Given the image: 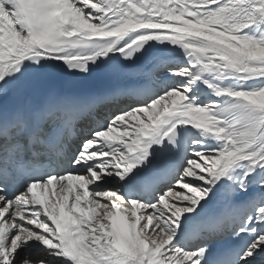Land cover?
Masks as SVG:
<instances>
[{
  "label": "snow or ice",
  "instance_id": "obj_1",
  "mask_svg": "<svg viewBox=\"0 0 264 264\" xmlns=\"http://www.w3.org/2000/svg\"><path fill=\"white\" fill-rule=\"evenodd\" d=\"M64 69L128 83L0 103V264H264V0H0V97Z\"/></svg>",
  "mask_w": 264,
  "mask_h": 264
},
{
  "label": "bare ground",
  "instance_id": "obj_2",
  "mask_svg": "<svg viewBox=\"0 0 264 264\" xmlns=\"http://www.w3.org/2000/svg\"><path fill=\"white\" fill-rule=\"evenodd\" d=\"M123 81H124V79H123ZM10 90H11V88L9 89L7 95L9 94ZM7 95H5V96H3V97H0V100H1L2 98H5ZM212 208L214 209L215 207H212Z\"/></svg>",
  "mask_w": 264,
  "mask_h": 264
}]
</instances>
